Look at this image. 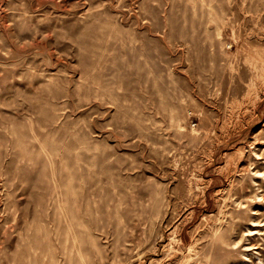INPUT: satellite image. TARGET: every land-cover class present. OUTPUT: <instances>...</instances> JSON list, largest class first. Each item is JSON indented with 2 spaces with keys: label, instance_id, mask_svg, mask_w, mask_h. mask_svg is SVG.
<instances>
[{
  "label": "rangeland",
  "instance_id": "374dc122",
  "mask_svg": "<svg viewBox=\"0 0 264 264\" xmlns=\"http://www.w3.org/2000/svg\"><path fill=\"white\" fill-rule=\"evenodd\" d=\"M0 264H264V0H0Z\"/></svg>",
  "mask_w": 264,
  "mask_h": 264
}]
</instances>
